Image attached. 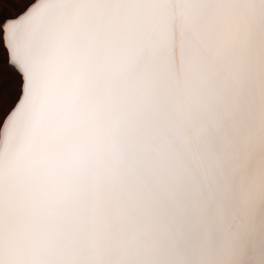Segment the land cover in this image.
Returning a JSON list of instances; mask_svg holds the SVG:
<instances>
[{
	"label": "snow or ice",
	"instance_id": "snow-or-ice-1",
	"mask_svg": "<svg viewBox=\"0 0 264 264\" xmlns=\"http://www.w3.org/2000/svg\"><path fill=\"white\" fill-rule=\"evenodd\" d=\"M0 264H264V0H0Z\"/></svg>",
	"mask_w": 264,
	"mask_h": 264
}]
</instances>
